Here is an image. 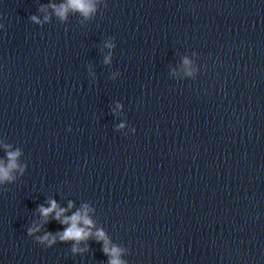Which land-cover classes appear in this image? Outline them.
Masks as SVG:
<instances>
[{
    "label": "clouds",
    "instance_id": "obj_1",
    "mask_svg": "<svg viewBox=\"0 0 264 264\" xmlns=\"http://www.w3.org/2000/svg\"><path fill=\"white\" fill-rule=\"evenodd\" d=\"M97 3L98 0H66V3L61 4L59 6L52 4L51 7L55 14L60 17L61 20H65L67 18V13L69 10L74 12H79L85 19L91 18L93 15L97 13ZM42 11L45 9H41ZM31 20L35 23H40L36 16H32ZM49 17L45 16V21H48ZM106 47L111 49L114 47L112 43H107ZM111 62V56L105 57L104 63L109 64ZM190 61L185 58L183 64L185 69L188 70L190 67ZM187 74L190 76L192 73L190 70L187 71ZM120 105H117L119 108ZM124 124L121 123L119 128L122 129ZM71 129H69L70 131ZM6 156L7 163L3 160H0V184L4 183H12L15 180L14 172L18 170L21 175L24 172V166L18 164V157L21 156V150H11L12 146L9 144L3 145ZM49 207H45L43 205L38 206V211L44 219V222L47 223L49 216L60 222L62 225H66L62 232H57L55 234L51 232L45 233L43 236H36L35 239L40 243L44 244L46 248H51L54 244L57 243V240L60 242H68L74 241L75 243L72 245L71 251L73 253H82L88 251L87 246L85 248H80L79 244L82 241H87L93 235L97 242L103 241L102 251L105 255L109 257L108 264H126V261L121 259V255L123 249L119 248L116 245H112L111 247L108 237L106 236L103 230H97L95 233L92 232V228L94 227L93 221L89 218L88 213L91 209L88 205H84L81 210L76 211L71 216L65 215V213L73 207L72 202L70 201L68 204V208H61L57 204V202L53 200H49ZM40 231V227L34 225L33 227L28 229V235L32 236L33 234Z\"/></svg>",
    "mask_w": 264,
    "mask_h": 264
}]
</instances>
